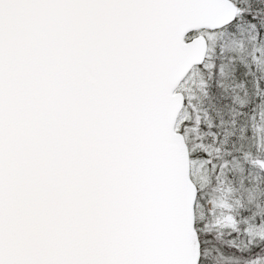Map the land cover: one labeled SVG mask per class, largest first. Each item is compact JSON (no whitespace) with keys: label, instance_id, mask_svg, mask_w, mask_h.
I'll list each match as a JSON object with an SVG mask.
<instances>
[{"label":"snow or ice","instance_id":"snow-or-ice-1","mask_svg":"<svg viewBox=\"0 0 264 264\" xmlns=\"http://www.w3.org/2000/svg\"><path fill=\"white\" fill-rule=\"evenodd\" d=\"M0 264H264V0H0Z\"/></svg>","mask_w":264,"mask_h":264}]
</instances>
